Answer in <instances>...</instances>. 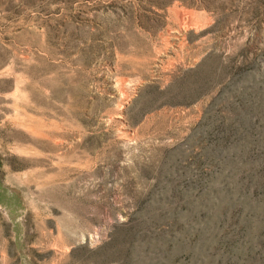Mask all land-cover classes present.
Masks as SVG:
<instances>
[{"label": "rangeland", "instance_id": "obj_1", "mask_svg": "<svg viewBox=\"0 0 264 264\" xmlns=\"http://www.w3.org/2000/svg\"><path fill=\"white\" fill-rule=\"evenodd\" d=\"M0 264H264V0H0Z\"/></svg>", "mask_w": 264, "mask_h": 264}]
</instances>
